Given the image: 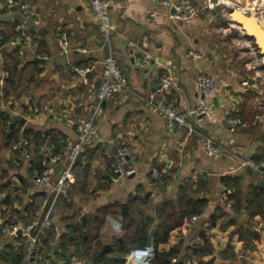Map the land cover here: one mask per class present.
Instances as JSON below:
<instances>
[{
	"label": "crops",
	"instance_id": "1",
	"mask_svg": "<svg viewBox=\"0 0 264 264\" xmlns=\"http://www.w3.org/2000/svg\"><path fill=\"white\" fill-rule=\"evenodd\" d=\"M5 1L0 0V15L7 16L0 20V36L5 40L0 43V85L4 87L6 68L13 62L17 63V74L15 95L2 98L0 91V114L4 113L8 121L4 130L0 126V225L16 223L22 230L40 221L50 192L33 184L27 163L8 148L11 130L7 112L21 118L22 123H14L12 129L24 130L29 151L34 149L42 155L45 168L50 157H61L66 140L76 139L77 123L90 116L108 48L89 0H19L26 4L27 15L5 7ZM104 1L112 26L110 45L133 93H116L104 103L94 143L75 163L52 214L53 225L48 229L55 235L51 233L53 254L48 264H62L57 258L62 249L71 257L77 256L81 238L90 241L97 236L102 250L108 246L105 254L110 255L114 242H122L125 222L153 219L152 227L144 233L151 238L160 226L155 212L176 202L180 195L184 206L186 201L202 202L203 211L199 216L185 217L169 232L166 242L157 245L158 252L180 246L183 256L192 245L202 246V237L207 236L211 251L201 258L203 264H264V221L258 216L249 220L243 209L252 190L261 188L259 174L252 170L246 173L233 157H208L200 136L213 138L244 159L264 157V128L247 126L234 133L228 129V118L248 124L259 110L255 103L260 94L257 78L243 72L239 59L232 58L223 47L239 40L237 33L234 36L236 26L223 22L219 7L209 10L207 0H190L199 8L190 24L168 19L171 11L162 0ZM151 15L155 17L153 22L148 20ZM29 24L46 34L40 37L34 33L35 39L28 46L12 45L15 29L28 30ZM58 28L69 42L67 54L59 52ZM145 36L147 41H143ZM77 47L84 51H77ZM190 51L201 58L187 56ZM56 56L65 61L56 60ZM259 63L262 71L264 63ZM76 68H89L90 75L82 77ZM152 72L173 78L181 88L178 96L187 101L188 107L202 99L194 85L197 75L211 76L219 88L207 99L213 119L199 125L189 120L195 132L181 128L169 134L145 101L155 92L157 82L151 79ZM251 79L252 85L243 84ZM169 97L174 99V93ZM121 146L130 149L134 172L115 182L112 170ZM64 165V160L55 165L53 182ZM154 168L170 175L165 188L153 184ZM232 183L240 191L236 195L241 207L238 216L221 198ZM247 222L256 231L252 248L239 235L241 225ZM131 235L137 236L135 232ZM23 239L26 243L22 233L0 234V264H11V253L19 249L25 256L26 249L19 243ZM186 264H197V260L190 258Z\"/></svg>",
	"mask_w": 264,
	"mask_h": 264
},
{
	"label": "built area",
	"instance_id": "2",
	"mask_svg": "<svg viewBox=\"0 0 264 264\" xmlns=\"http://www.w3.org/2000/svg\"><path fill=\"white\" fill-rule=\"evenodd\" d=\"M207 2V8L209 10L215 8V6H219L222 17H225L229 24L235 25L234 21L229 15V11L235 9L237 11L249 13L250 16H253V19L257 21L264 30V21L262 20V17L264 16V9H259L256 6V2H252L251 4L246 0H207ZM89 3L94 18L99 23V32L108 48L107 55L102 61L101 75L96 88L95 102L92 112L87 119L77 123L76 139L73 141H65L63 146V154L61 157H50L43 171L41 173L35 172L33 175V184L37 187L47 189L50 192V198L44 205L40 221L36 224L28 225L22 230L19 229L18 225H0V234L15 236L17 235V232L20 231V233L26 237V254L22 264H48V262L44 261L43 255L41 253L40 237L44 230L50 228L53 225L52 214L59 196L71 178L75 163L79 157L94 143L97 122L99 117L104 112V103L111 99V97L116 93H133L129 87L128 80L123 75L117 64L112 47L110 45L112 26L108 21L107 3L104 0H89ZM3 5L7 8L19 9L25 15L28 13L26 4L19 0H6ZM162 5L171 11V13L168 14V19L184 24H190L195 19L199 11V8L190 0H179L177 2L162 0ZM148 20L150 22L155 21L154 15H151ZM34 24L36 25L37 22H34ZM235 26L239 40L245 38L249 44L248 46L251 47V51L255 48L259 50V48L256 47L254 41L252 39L250 40L247 33L239 26ZM34 39V33L22 28H16L13 37L10 39V43L12 45L28 46L33 42ZM239 40H236V42ZM57 41L59 52L61 54H67L70 50L69 42L66 38V35L61 32L59 28ZM143 41H147L146 36L143 37ZM76 50L84 51L80 47H77ZM259 52V60L264 63V52L260 50ZM187 56L194 59L201 58L199 54L191 51ZM146 62L147 61H144L143 65H145ZM75 72L78 75L85 77L88 73H90V69L76 68ZM256 78H260L261 82L264 83V69L262 71L255 72L254 79ZM151 79L157 82L155 92L149 97V99H145V101L149 105L150 110L164 122L166 131L169 134H172L181 128H187L190 132H195V130H193V128L188 123L189 120H192L196 125H199L205 121H211L213 119L211 106L207 102V99L214 97L219 92V88L211 76H208L207 74H199L195 78L194 85L198 93L202 96V99L196 106L193 107H188L187 101L178 96L181 92V88L169 75L159 76L156 72H152ZM243 84L247 85V82H244ZM170 93H174L175 95L173 100L169 97ZM262 111H264L263 106L259 107V112L253 116L248 124L237 118H228L227 124L229 131L234 133L237 129L245 128L247 126L261 129L264 128V112ZM21 131L22 129L19 130L20 136L18 137L17 141L11 145L10 150L12 152H18L25 163H27V167L30 168V152L28 143L21 136ZM200 136L202 139L204 152L208 157L212 159L233 157L237 160L241 168H249L252 171H257L260 182L264 183V160L255 162L252 159L241 158L234 151L222 144H219L213 138L205 135ZM130 156L131 151L127 146H121L117 149L116 161L112 170L113 180L115 182L120 178L128 177L133 174L134 171L130 166ZM63 160L65 163L64 168L56 177L55 182H53L56 172L55 165ZM164 173L165 171H159L157 169H152L151 171V175L154 180L159 179L160 175ZM232 192V189H224L221 195L222 200L229 209H231V204L229 203L228 198ZM153 257V246L151 244H147L143 248L131 249L124 257L121 264H150ZM70 264L94 263L88 258L72 256Z\"/></svg>",
	"mask_w": 264,
	"mask_h": 264
},
{
	"label": "trees",
	"instance_id": "3",
	"mask_svg": "<svg viewBox=\"0 0 264 264\" xmlns=\"http://www.w3.org/2000/svg\"><path fill=\"white\" fill-rule=\"evenodd\" d=\"M4 43L5 40L3 37L0 36V43ZM16 67L17 63L13 62L8 68H6V75L4 77V89H3V97L7 98L11 93L15 95L13 92L16 86L15 82V76H16ZM18 88V85H17ZM24 93V92H23ZM173 99V98H170ZM7 118L4 113L0 114V126L3 127V130L7 127L6 125ZM20 128L11 129V132L9 133V136L7 138V146L10 149L11 145L17 141L18 137L20 136L19 133ZM21 136L24 140L27 141V136L25 135L24 130L21 131ZM39 140L36 139L35 141ZM64 146V144L62 145ZM29 148V147H28ZM30 149V148H29ZM57 151V150H56ZM30 152V174L34 175L35 172L41 173L44 169V166L42 165L43 158L42 155L32 149ZM58 152V151H57ZM18 155H20L18 152H15ZM38 153L40 154L39 156ZM20 157V156H19ZM35 157V159H34ZM39 162L37 163V161ZM264 160V157L260 158L259 160H253L255 162H259ZM159 171L160 168H154ZM152 177V176H151ZM170 179L169 174H161L159 179L154 180L152 177V182L154 185L160 188H165V186L168 183V180ZM225 189H232L233 192L229 196L228 201L231 204V209L235 213L236 216H238L240 211V204L239 199H236L237 192L239 193V187L237 184L232 183L228 185ZM183 192V191H182ZM176 202H170L166 207L164 206L156 213V219L159 222V227L155 231L154 234L151 235V238L146 237L144 233H148L149 229L152 227L153 219L146 218L143 219L141 222H125V224H122V242H114L113 249L111 251L110 255H106L103 253L102 246L100 245V241L97 239V236L93 240L84 241L82 238L79 241V244L76 246V254L77 256L88 258L90 259L94 264H121L123 262V256L125 253H128L133 248H143L145 245L150 243L153 246L154 249V257L150 264H186V261L190 258H194L197 260V264H203L201 258L203 256H206L210 253L211 247L209 245V241L207 236H203V245H192L188 248V252H186L185 255L180 256V246H176L168 252L160 253L157 251V245L159 243H164L167 240L168 234L171 230L178 227L182 220L187 217L190 218L192 216H199L203 211V205L202 202L195 201L190 202L186 201L185 206L182 204V195H180ZM33 208V207H32ZM37 207L33 208L36 210ZM169 209V210H168ZM243 209L248 214V219H253L254 217L258 216L264 221V189L256 187L251 192V196L249 198H246V206L243 207ZM168 211V212H167ZM248 220V221H249ZM7 225H17L16 223H5ZM244 224V225H243ZM240 227V240L244 242V244L248 248H252L251 241L256 233V231L250 226V224L243 223ZM99 228H96V232ZM49 231V232H48ZM136 233L137 236L134 238L131 234ZM48 233V234H47ZM54 232L50 229H46L43 231L41 237H40V243H41V253L43 255V259L46 262L50 263V256L52 253V244L54 240V235H51ZM140 233H143V236H140ZM142 235V234H141ZM65 243L67 241L64 240ZM22 247H25L26 249V243L23 239L21 242ZM46 246V247H45ZM70 254L66 249H62L60 255H57V258L60 260L62 264H70ZM23 255L22 250L19 249L18 251H15L11 253V264H22L23 261ZM45 264V263H42Z\"/></svg>",
	"mask_w": 264,
	"mask_h": 264
},
{
	"label": "water",
	"instance_id": "4",
	"mask_svg": "<svg viewBox=\"0 0 264 264\" xmlns=\"http://www.w3.org/2000/svg\"><path fill=\"white\" fill-rule=\"evenodd\" d=\"M229 15L232 18V20L234 21L235 25L242 28L247 33L248 37L254 41L256 47H258L260 51H263V49H264V30L261 28V26L258 24V22L255 21L254 19H252L249 13L237 11L235 9L230 10ZM6 19H7V16L3 17L2 15H0V20H6ZM27 28H28V31L35 33L36 35H38L40 37H43L46 34L45 30L38 29L36 26H34L32 24H29L27 26ZM55 59L58 61H62V62L65 61V58L61 57V56H56ZM89 75L90 74L88 73L85 77H87ZM253 83H254V81L251 79L247 82V85L250 86ZM3 89H4V87L0 85V91H3ZM7 116L10 119V123L8 126V129L10 131L12 129L14 123L21 122V118L19 116L10 115L9 112H7ZM245 172L250 173L251 170L249 168H246ZM259 186L261 188H264V183L261 182ZM121 211H122V214H125L126 208L122 207ZM84 220H85V218L81 219L82 222ZM19 233H20V231L17 232V234H19ZM108 250H109L108 246H105L103 249V253L104 254L107 253Z\"/></svg>",
	"mask_w": 264,
	"mask_h": 264
},
{
	"label": "rangeland",
	"instance_id": "5",
	"mask_svg": "<svg viewBox=\"0 0 264 264\" xmlns=\"http://www.w3.org/2000/svg\"><path fill=\"white\" fill-rule=\"evenodd\" d=\"M246 1L249 2L250 4L252 2L254 3L256 2V6L258 7L260 5L261 7L259 9H264V0H246ZM222 20L223 22L227 21L225 17H222ZM262 20L264 21V16L262 17ZM220 23L223 24L222 22ZM236 33L237 32L234 33V36L236 35ZM237 42L238 43L235 44H231L230 42L229 43L227 42L224 44L225 46L223 45L222 46L224 47V49H226V52L230 53L229 55H231L232 58L239 59L238 62H240L241 68L244 69L243 72L247 74L249 72V75L253 77L255 75L254 70L256 71L261 70V66L259 63L260 52L257 48H255L254 50L252 49L251 51V47L248 46L249 44L247 42V39L245 38L240 39ZM255 82L258 83L257 86L258 89H260V94H257L255 103L264 107V83L261 82L260 78H257ZM257 112H259V110H257Z\"/></svg>",
	"mask_w": 264,
	"mask_h": 264
},
{
	"label": "bare ground",
	"instance_id": "6",
	"mask_svg": "<svg viewBox=\"0 0 264 264\" xmlns=\"http://www.w3.org/2000/svg\"><path fill=\"white\" fill-rule=\"evenodd\" d=\"M251 18L253 19V17L251 16ZM263 52H264V49H263Z\"/></svg>",
	"mask_w": 264,
	"mask_h": 264
}]
</instances>
